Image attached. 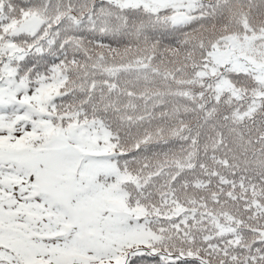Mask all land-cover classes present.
<instances>
[{"label": "snow or ice", "instance_id": "snow-or-ice-1", "mask_svg": "<svg viewBox=\"0 0 264 264\" xmlns=\"http://www.w3.org/2000/svg\"><path fill=\"white\" fill-rule=\"evenodd\" d=\"M0 264H264V0H0Z\"/></svg>", "mask_w": 264, "mask_h": 264}]
</instances>
